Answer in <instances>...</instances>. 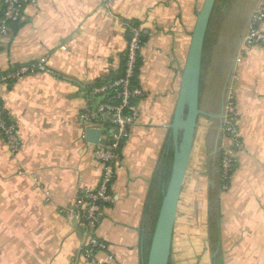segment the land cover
<instances>
[{
	"label": "crops",
	"instance_id": "obj_1",
	"mask_svg": "<svg viewBox=\"0 0 264 264\" xmlns=\"http://www.w3.org/2000/svg\"><path fill=\"white\" fill-rule=\"evenodd\" d=\"M203 3L37 0L16 31L0 36V74L41 59L52 70L1 85L21 146L12 150L0 132V264L145 263L173 158L171 124L182 72ZM136 25L146 40L137 80L146 95L116 163L113 201L103 205L96 229L107 248L88 255L85 221L73 214L84 191L98 187L103 169L80 115L103 98L92 88L123 71ZM241 43L230 91L245 148L221 193L220 247L224 264H264V47ZM204 127L202 135L198 128L179 202L170 264H214L209 236L199 245L209 232L216 142L211 124Z\"/></svg>",
	"mask_w": 264,
	"mask_h": 264
},
{
	"label": "built area",
	"instance_id": "obj_2",
	"mask_svg": "<svg viewBox=\"0 0 264 264\" xmlns=\"http://www.w3.org/2000/svg\"><path fill=\"white\" fill-rule=\"evenodd\" d=\"M36 1L4 0L3 17L0 18V36L11 32L12 23L22 22L26 7ZM263 25L264 0H259L242 39L241 48L264 47ZM145 45L142 28L133 26L125 52L123 73L113 80L94 86L93 92L99 96L103 95V98L97 105H88L80 115L88 130L98 129L102 133L98 142H90L94 158L103 169L101 180L97 188L84 191L73 214L77 221H85L89 233L86 250L88 255L93 253L95 256L97 251L107 248V244L97 236L96 229L103 205L113 201L110 188L115 176L116 163L121 158L123 145L131 136L132 128L140 117L138 101L146 95L137 81ZM35 71L52 72L44 59H41L0 74V132L14 151L21 146L18 122L10 118L5 111L1 85L11 86L19 78ZM238 121L234 103L228 99L222 132L227 142L223 147L222 157V172L225 178H230L237 164V153L244 147L239 134ZM103 138L106 139L105 142L101 141Z\"/></svg>",
	"mask_w": 264,
	"mask_h": 264
},
{
	"label": "water",
	"instance_id": "obj_3",
	"mask_svg": "<svg viewBox=\"0 0 264 264\" xmlns=\"http://www.w3.org/2000/svg\"><path fill=\"white\" fill-rule=\"evenodd\" d=\"M2 1L0 0V3ZM217 1L204 0L197 14L190 48L182 72L177 107L171 124L173 158L170 175L163 192L161 205L152 233L147 264H170L179 202L198 134L201 116L207 117L210 121H218L215 153L219 149V144L222 139L227 104L226 94L230 90L232 74H230L231 76L228 78L225 86V93L223 92L224 100L219 111L206 110L203 108L201 102L206 40ZM235 61L236 57L232 64L233 68ZM101 134V131L98 129H89L87 131V139L90 142L96 143ZM101 141L105 142L106 139L103 138Z\"/></svg>",
	"mask_w": 264,
	"mask_h": 264
},
{
	"label": "trees",
	"instance_id": "obj_4",
	"mask_svg": "<svg viewBox=\"0 0 264 264\" xmlns=\"http://www.w3.org/2000/svg\"><path fill=\"white\" fill-rule=\"evenodd\" d=\"M258 0H218L212 20L210 23L208 36L206 40L204 69L202 74V90L204 83L205 63L213 62L216 70H225L231 58L235 57L238 52L240 43L246 33L250 19ZM4 0L0 3V18L3 17ZM22 22L11 24V31H16ZM123 72V71H122ZM116 74V77H111L108 81L113 80L122 74ZM201 102L203 104L202 98ZM215 126V125H214ZM217 128H212V136L215 135ZM214 139V138H213ZM222 157L223 151L220 148L213 157L210 184L208 192L209 216L208 228L210 233V244L215 255L213 257L214 264L223 263V252L220 247V231H221V193L224 191V186L230 184V178H225L222 172ZM172 155L168 160L169 173L166 176V182L170 175ZM236 167V166H235ZM232 174V173H231ZM163 193V192H162ZM161 193V201L163 194ZM155 223L153 224L154 230ZM152 236V235H151ZM148 248L151 242V237L148 241ZM148 249L145 250L144 260L147 264Z\"/></svg>",
	"mask_w": 264,
	"mask_h": 264
},
{
	"label": "rangeland",
	"instance_id": "obj_5",
	"mask_svg": "<svg viewBox=\"0 0 264 264\" xmlns=\"http://www.w3.org/2000/svg\"><path fill=\"white\" fill-rule=\"evenodd\" d=\"M218 73H219V70L218 71L216 70L215 64H213L212 61L211 62H207L206 68H205V73H204V80H203L204 83H203V91H202V101H203L202 105H203V108L206 109V110H210L211 109L212 105H214L213 97L215 96L216 93H218V92H220L222 90L223 81H224V77H223L224 74H222V76H219ZM226 97H227V100L230 99L234 103L235 111L237 112L238 118H240L239 112H238L236 96L234 95L233 91L231 92L229 90V92L226 94ZM238 123L240 124V120L238 121ZM210 124H211V126L213 128H217L218 121L217 120H215V121L212 120L211 123H210L207 120V117H205V116H201L200 117L199 129H200L201 135H202V133L204 131V128H205L204 126L208 127V125H210ZM239 134L242 137V134H241V131H240V126H239ZM242 140H243V138H242ZM243 143H244V147H243V149L241 151L238 152L239 154L242 151H244V148H245V141L244 140H243ZM225 144H227V142L223 138V134H222V139H221L220 144H219L220 150L223 151V147H224ZM211 151H213V148L209 150V152H211ZM238 153H237V155H238ZM235 169H236V167H235ZM235 169H234V171H235ZM234 171L232 172V174L234 173ZM232 174H231V176H232ZM231 176H230V180H231ZM228 188H229V185L224 186V190H227ZM195 219L197 221L198 216L195 217ZM207 225L208 224H206V229L208 230ZM201 227H202V224H201ZM196 234L200 235L199 233H196ZM209 234H210L209 232H205V231L203 232V235H205V236H202L201 242L199 243L201 248H202L203 240L204 239L206 240L208 236L210 238ZM210 251H211V252H209L210 255L211 254L215 255V253H214V251L212 249ZM209 254H208V256H209ZM222 254L224 255V253H222ZM214 255H213V257H214ZM202 256H203V253L197 255V261L199 263L201 262ZM223 263H224V257H223Z\"/></svg>",
	"mask_w": 264,
	"mask_h": 264
},
{
	"label": "flooded vegetation",
	"instance_id": "obj_6",
	"mask_svg": "<svg viewBox=\"0 0 264 264\" xmlns=\"http://www.w3.org/2000/svg\"><path fill=\"white\" fill-rule=\"evenodd\" d=\"M235 57H233V58L230 59L229 64L226 66L225 70H222V67L219 70L218 75L219 76H222V74H224V76H223L224 77V81H223L222 90L220 92L216 93L215 96L213 97L214 105H212V107L210 109L212 111H219L220 108H221V105H222L223 100H224L223 92H224L225 86H226V84L228 82V78L231 76L230 74H232V72H233V65L232 64H233V61H234V58Z\"/></svg>",
	"mask_w": 264,
	"mask_h": 264
}]
</instances>
